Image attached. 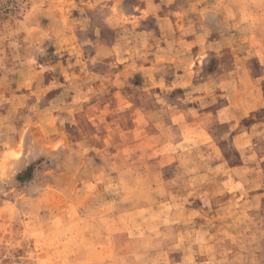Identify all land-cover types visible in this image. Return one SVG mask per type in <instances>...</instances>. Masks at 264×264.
Masks as SVG:
<instances>
[{"label": "clouds", "instance_id": "9594fccd", "mask_svg": "<svg viewBox=\"0 0 264 264\" xmlns=\"http://www.w3.org/2000/svg\"><path fill=\"white\" fill-rule=\"evenodd\" d=\"M0 264H264V0H0Z\"/></svg>", "mask_w": 264, "mask_h": 264}]
</instances>
